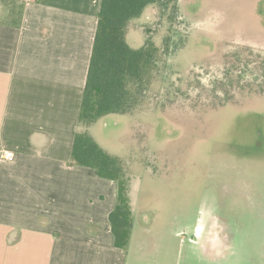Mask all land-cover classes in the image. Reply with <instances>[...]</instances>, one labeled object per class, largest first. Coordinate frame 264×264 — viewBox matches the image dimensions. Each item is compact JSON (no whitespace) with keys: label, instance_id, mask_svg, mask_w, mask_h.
<instances>
[{"label":"rangeland","instance_id":"obj_1","mask_svg":"<svg viewBox=\"0 0 264 264\" xmlns=\"http://www.w3.org/2000/svg\"><path fill=\"white\" fill-rule=\"evenodd\" d=\"M177 5L175 20L172 7L150 5L127 36L134 48L173 37L163 76L132 117L94 124L128 172L134 237L125 264H264V95L207 108L223 95L212 81L228 54L251 46L264 56V0ZM156 111L164 116L149 120Z\"/></svg>","mask_w":264,"mask_h":264},{"label":"crops","instance_id":"obj_2","mask_svg":"<svg viewBox=\"0 0 264 264\" xmlns=\"http://www.w3.org/2000/svg\"><path fill=\"white\" fill-rule=\"evenodd\" d=\"M101 2L0 0V264H125L116 182L70 164Z\"/></svg>","mask_w":264,"mask_h":264},{"label":"trees","instance_id":"obj_3","mask_svg":"<svg viewBox=\"0 0 264 264\" xmlns=\"http://www.w3.org/2000/svg\"><path fill=\"white\" fill-rule=\"evenodd\" d=\"M177 4L178 0H102L98 13L70 164L94 168L100 177L116 182L117 202L109 220L114 243L122 249L128 246L133 228L127 196L128 172L124 169L123 157L106 150L91 129L108 116L132 117L142 105L153 80L159 81L163 76L165 55L170 51L169 39L173 37L166 38L164 47L148 38L142 46L134 48L127 36L130 24L150 5L163 9L172 7L171 19L175 20L179 12ZM173 49L176 52L174 46ZM256 70L261 77L256 75ZM248 74H252L253 79L247 80ZM212 86L223 95L216 96V101L207 108L227 103L242 104L248 95L254 93L264 95V56L251 46L228 54L222 77L214 79ZM241 93L243 95L239 97ZM153 115L149 120L158 121L164 116L162 111Z\"/></svg>","mask_w":264,"mask_h":264},{"label":"built area","instance_id":"obj_4","mask_svg":"<svg viewBox=\"0 0 264 264\" xmlns=\"http://www.w3.org/2000/svg\"><path fill=\"white\" fill-rule=\"evenodd\" d=\"M15 158V153L12 150H2L0 152V160L11 161Z\"/></svg>","mask_w":264,"mask_h":264}]
</instances>
